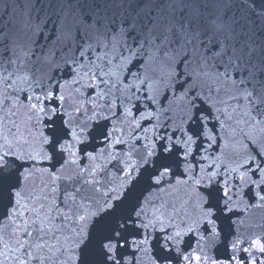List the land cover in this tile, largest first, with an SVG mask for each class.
Here are the masks:
<instances>
[{
    "label": "snow or ice",
    "instance_id": "obj_1",
    "mask_svg": "<svg viewBox=\"0 0 264 264\" xmlns=\"http://www.w3.org/2000/svg\"><path fill=\"white\" fill-rule=\"evenodd\" d=\"M0 264H264V0H0Z\"/></svg>",
    "mask_w": 264,
    "mask_h": 264
}]
</instances>
